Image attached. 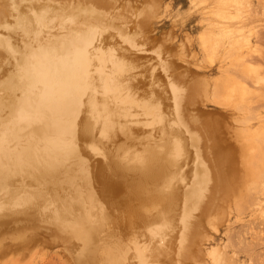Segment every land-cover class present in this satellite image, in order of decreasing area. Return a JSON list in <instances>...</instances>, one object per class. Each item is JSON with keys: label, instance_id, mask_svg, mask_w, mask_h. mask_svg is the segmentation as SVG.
I'll return each instance as SVG.
<instances>
[{"label": "bare ground", "instance_id": "1", "mask_svg": "<svg viewBox=\"0 0 264 264\" xmlns=\"http://www.w3.org/2000/svg\"><path fill=\"white\" fill-rule=\"evenodd\" d=\"M73 1L72 0H12V1L5 0L4 2L0 3V29L2 28L3 30L6 31L5 33H0V60H3V62L0 64L1 67H2V64H3V68L0 67V69L4 70V68H5L4 71H6L9 67L12 68V70L5 77H3L4 75L1 76L3 72L0 75V223L3 222V220L6 221V219H5L6 217H8V218L10 217V219H12V218L15 219L17 216L21 217V215H28L29 211L33 210L34 208H35V212H32V213H34L36 215V212L38 211L37 207H39V206H40V208L42 207V211L44 209L49 211V209H48L49 206H47L48 208L46 209V207H44V205H46V204H44V202H43V206L42 205L37 206V204H39V203L36 202V201L37 200H41V197H42L41 196V193H42L41 189L48 188V187L49 188L55 187L58 190V188H60V187H69L70 186L74 190V194L73 195H70L69 197H65V198L63 197L64 199H62L60 196H58V198H57V199H59V197H60L61 201H63L61 203V207H60V204L58 205V207L55 206L54 204L53 205L51 204V202L54 199L51 200V202L49 201V203L53 207V209H52L53 210V214H52L53 218H52V221H50L51 220L49 218L50 216L48 217L49 219L48 218L45 219L43 217L45 219V222H47V219H48L50 221V223H52V222L55 223L56 224L55 226L57 228H59L61 231H63L65 233V235H66V233L70 234V235H66V236L67 237L69 236L68 237L69 238V243L71 242L73 244L72 246L75 245L74 244L75 242L70 241V239H72V238H70V236L80 240V243H79V241L76 239L78 241L79 248L81 247V253H80L81 262L80 263H82V264H129V261H126V257H125V255L122 252L116 251L117 249L110 248V246H108V245H103L104 243L102 241V238L100 237V232H102V229H103V227H104V225H105V223L107 221L108 214L105 212L106 210L104 211L103 208L101 207L102 206L101 205L102 202L99 201L101 199H99L98 202H97L95 196L93 195V193L91 194L89 188H88L87 192H85L84 194H82L79 191L80 183L84 182L86 185H88L90 180H91V178H92V175H93V173H94V171L96 169L94 170L93 168H90V170H89V167L87 168L86 163L83 164V159L81 161L79 159L78 155H77V151H78L77 148H78V144L80 143L79 142V140H80L79 138H81L82 135L85 136L86 134L84 133V131H87L88 128L90 127L87 122H84V118H85V120H86V118H88V115H86L87 114L86 110H85L86 117H85V115H83V110H84L83 105L85 104V101H86V103L88 102L86 104V107L88 106L87 109H89V111L91 113V116L95 120L99 119V118L100 119L102 118V120L99 122V124L101 123L100 124L101 126L100 125H98V126H99V128L102 129L103 134H101V135L104 136V140L106 139L105 135H106L107 132H109V135H110L111 132L108 131V130L111 129L113 127L114 123H115V122L113 123V120L110 119V116L107 115V111L108 110L104 106V101H102L101 96H100V98H101V101L103 102V104H101V103L100 104L102 106L98 105L99 102L97 103V100H96L97 97L95 98V97H92L90 95H88L87 98L84 97V95L86 93L93 95L94 91H95V88L97 89V87L94 88V84L96 83L95 81L97 79H95V81H94V78H92V76L94 74L91 76L92 72L90 71V67H91V70L94 68V64H91V63L94 62L93 60L96 61V62H94L95 66H96V64L98 65V63H101V61H98L100 59H98L99 55H97V52L99 50L96 51L95 47L93 46L94 51H92L93 48L91 49L90 47L92 45H95L97 47L98 45L100 46V44H106V41L109 38H110L109 40H112L111 37L113 35L115 36L117 34V31H115V30L112 33H116V34H113V35L110 34L111 31H113V30H111L112 29L111 26H110L111 27V29H110L111 31L108 33V31H109L108 30L109 26H108L107 27L108 31L104 30V29L103 30L107 31L106 33L110 34L111 37L106 39V37H103L104 35L102 36V33H100V32H103V31L100 30V32H99L100 34L99 35H101V37H102L101 40L103 42H104V40H106V41L104 43H100L99 44L98 40H97L96 41L97 45L93 44L95 42V40H94L95 37H92V35L94 33V29L97 30L96 29L97 26L96 27H94V26L97 25L96 23L99 22V20H105V18L106 19L110 18V16H112L113 18H115V17L117 18L118 16H123L124 17L125 15H124V13H121V12H117V13L113 14L114 13V12H112L113 10L110 12L109 9H111V7H108L106 5L107 2L105 3L104 0H94V2H90V1L84 0L83 3L80 2L82 0H79V2H73ZM85 1H87V2L84 3ZM112 1L113 0H111V2ZM191 1L192 2L197 1V2H194V3H200V5L202 4L204 8H208L209 9L208 11H210V10L212 11L213 9H215L214 13H215L216 17H214L213 19L212 18H210V19H211V23H213L216 26V30L213 31L212 34L202 37V43H201L202 47L204 48L206 54L209 57H213L214 54L219 55V59H220L219 63L221 65V67H222V65H224L226 63L228 64V62H230V63L236 65L235 67L236 68L238 67L239 72L241 73L240 74L241 76H239V78H236L235 80L230 79V80H232V82H230V83L227 82L226 84H224V91L222 92L223 97L220 99L219 102H221V104L232 106V108L234 110L233 112L235 114H237V116H240L239 119H238V122L237 123L235 122L236 126H234V131L236 132V136L237 137H238V135H241L240 138H242L247 143V148H248L247 157H248L249 163L257 164V165L258 164H261V165L263 164V166H264V94H263V91H264V13L263 12L260 13V11L258 9L259 6L263 4L264 0H257L258 2L257 1L256 2H252L253 0H191ZM67 2H73L74 6H71V4H73V3H67ZM120 2H121V0H120ZM157 2H158V0H157ZM112 4H113V2H112ZM114 4H116V3H114ZM116 5L115 6L112 5V8L117 7ZM125 6H126V4H124V8L122 7L123 11H125ZM118 7H119V4H118ZM244 7H249V8H251V9H253L255 11V13L252 14V16H251L253 24L250 26V28H248V32H242L241 30L235 31V30L230 29V24H228V22L224 19V17H229V16L230 17H236L237 15L240 14L239 11L242 8H244ZM129 8L130 7L128 6V9H127L128 11L127 12L130 11ZM161 8H162V6H161ZM153 9H155V8H153ZM156 9H158V6L156 7ZM134 10H133V13H134ZM146 11H147V9H146ZM149 11H150V9H149ZM151 11H152V9H151ZM160 11H162V9ZM204 11H206V10H203V12ZM144 12H145V10H144ZM135 13H137L138 16H139L138 12H135ZM134 14H131V15L129 14V15L132 16ZM158 14H156V15H158ZM163 14L161 16L164 18L165 14H164V16H163ZM172 14H174V13H172ZM140 15L143 16V17L142 18L138 17V19L139 20L142 19V22H145L146 20L149 19V18L146 19V17H147L146 15H148V11L145 14L146 17H144V14L142 15V13ZM150 15L152 16L154 14H149L148 16L151 17ZM135 16H137V15H135ZM123 17H121V18H123ZM153 17L154 16H152V18ZM116 18H115V20H117ZM118 18H120V17H118ZM143 18L146 19V20L144 21ZM155 18H156V16H155ZM126 19L127 18H125L124 20H126ZM107 20H105V22H107ZM115 20L114 19L112 20V21H114L112 26L115 25L114 24L115 22L117 24V21H115ZM118 20L119 21H123L122 19L121 20L118 19ZM131 20H128V21H130L132 23L133 21H131ZM135 20H137V19H134V21ZM108 21L111 22V20H108ZM79 22L82 24V26L83 25L84 26L82 28L78 29L77 26L80 25ZM90 22H92V23H90ZM102 22H104V21H102ZM157 22H158V20H157ZM94 23H95V25L93 26L92 24H94ZM99 23H98V27H99ZM104 23H100V24L101 25L103 24V26H104ZM123 23H124L123 25H127V23L125 21ZM159 23H161L160 20H159ZM170 23H171V21L168 23V25ZM105 24L108 25L107 23H105ZM118 24L119 25H117V26L122 27V24L121 25H120V23H118ZM145 24L146 23H144V25ZM173 24H171V25L172 26L176 25V24L175 25H173ZM135 25H131V26H133V29H134ZM146 25H148V23ZM146 25H145V27H147ZM156 25H158V24H156ZM160 25L161 24H159L158 26L160 27ZM61 26L65 27V29H63ZM137 26L138 25H136V29H134V32L137 31ZM192 26H194V25H192ZM51 27H53L54 30H52ZM58 27H60V29L64 30L63 35L62 34H60V35L58 34V31H57ZM120 27H119V29H120ZM123 27H125V26H123ZM145 27H143V33H145V31H144ZM161 27H163V26H161ZM99 29H101V26L99 27ZM113 29H114V27H113ZM115 29H118V27H115ZM139 29H140V27H138V30ZM152 29H153V27H152ZM154 29H155V27H154ZM203 29H204V27H203ZM205 30L208 31L207 30V26H206ZM55 31H57V32H55ZM125 31L126 32L128 31V33H129L130 32L129 31V27H128V30L125 29ZM125 31L123 29V32H125ZM141 31H142V29H141ZM141 31H139V32H141ZM146 31H147V29H146ZM52 32H54V33H52ZM60 32L62 33V30ZM175 32H177V31H175ZM175 32L173 34H175ZM178 32H179V30H178ZM187 32H185V33H187ZM97 33L95 31V34H97ZM147 33H151V32L148 31L145 34H143V36L141 35L142 33H140V35L138 33V37H137V35H135L134 37H136L137 40H138L139 36H142L143 39L140 38L139 40H141V39L144 40V38L147 35ZM103 34H104V32H103ZM117 35H119V36H115V37H113V39L114 38L116 39V37L120 38L122 36V39L124 37V39H126V41H127V39L130 36L132 37L133 33L131 35V32H130V36H128L127 33H125V34L122 33L121 34V31H120V33L117 34ZM13 36L16 37V38L14 37L15 40H18L17 43H16V41L13 42V40H12V39H14ZM183 36H185V35H183ZM91 37H92V39L94 38L93 39V43L91 42L92 41ZM161 37H160V39H161ZM187 37H189V36H187ZM147 38L148 37H146V39ZM170 38H173V37H170ZM174 38H176V37L174 36ZM99 39H100V37H99ZM189 39L192 40V38H190V37H189ZM135 40L136 39H134L133 41H135ZM171 40H174V39H171ZM180 40H181V38H180ZM191 40H189V42ZM102 41H100V42H102ZM108 41H107V44H111L113 42V40H112L111 43H110V41L108 43ZM131 41L132 40L130 39L129 45H131V43H132ZM155 41H156V39H155ZM167 41H169V40H167ZM167 41H166V43H167ZM177 41L178 40L174 41V43L177 42ZM181 41H179L178 44H180ZM192 41H194V39ZM121 42L124 45L123 41H121ZM143 42H142V44H143ZM147 42L149 43L150 41H147ZM151 42H153V40H151ZM184 42H186V40ZM191 42H190V44H191ZM89 43H91L92 45L90 46ZM115 43H116L115 45L117 46L118 41L116 40ZM125 43H127V42H125ZM154 43H152V44H153V47L155 48V46L157 47L158 43L155 46H154ZM160 43L162 44L163 40H162V42L160 41ZM172 43H173V41H172ZM182 43H181V45H184ZM113 44H114V42L111 45H113ZM119 44H121V43H119ZM150 44H147V45L144 44V45L147 47ZM185 44L187 45V43H185ZM140 45H141V41H140ZM144 45H141V46H144ZM192 45L194 46L195 44H191V46ZM101 46L104 47L103 45H101ZM118 46H120V45H118ZM105 47L107 49H109V48L111 49V47H109V48H108V46H105ZM125 47L127 48V46H125ZM133 47L130 48V49H133ZM153 47L151 46V50L152 51H154ZM123 48L124 47H122V49ZM140 48L138 50H140ZM158 48L159 47H157V49ZM193 48H191V49L193 50ZM103 49H102V51H104V53H105V50H103ZM113 49L114 50H110V51H115L114 47H113ZM118 49L122 52L121 53L119 51L120 54L123 55V53H124L123 51H125L126 55L127 54L129 55V53H127V50H123L122 51L121 47L120 48H116V52L118 51ZM127 49H129V48H127ZM130 49H129V51H131ZM145 49L146 48H143V47L141 48V50H145ZM183 49L185 51V47ZM183 49H182V51H183ZM177 50H175V51H177ZM187 50L189 51V49H187ZM108 51L109 50H107L106 52L108 53ZM134 51H135V49H134ZM134 51H131V52H134ZM175 51H173V53ZM182 51L180 49V52H182ZM184 51L182 53H184V55L187 54ZM142 52H144V51H142ZM158 52H160V51H158ZM165 52H166V50H165ZM125 53H124V56H125ZM134 53H136V52H134ZM189 53H191V52H189ZM109 54H111V52H109ZM113 54H115V53H113ZM113 54H111V55H113ZM167 54H168V52H167ZM170 54H171V52H170ZM118 55L115 54V56L113 58H112V56L110 58V55L108 56V54H105V56H108L110 59H112V60L115 59L116 62H119V61H117V58H116ZM131 55L133 56V54H131ZM101 56H102V54H101ZM135 56H133V57L135 58ZM160 56H162V55H160ZM172 56L175 57L177 55L173 54L170 57L172 58ZM182 56L183 55H181V57ZM189 56H190V54H189ZM119 57H121V59H122L121 55H119ZM126 57L127 56H125L124 59H126ZM185 57H186V55H185ZM195 57H198V56H195ZM129 58H131V57H129ZM134 58L130 59L129 62L130 63L131 62H135V61H131V60H137L138 58H139L138 59L139 61L142 60L139 55H138V58L136 57L137 59L136 58L134 59ZM145 58L146 57H144V59ZM103 59H105V58H103ZM121 59H119V60H121ZM148 59H149V61H151V64H152L151 67H153L151 69V71H150V68L148 66L150 64V63L148 64L149 61H147V63H146V65L148 64L147 65L148 69H147V66L145 65L146 72H145V68H144V70H142L143 67H144L143 60H142V63H141V61L139 62L137 60V62L142 64V67L139 64L141 68L135 62V64H137L136 66H138L139 69L136 68L137 71H136V74L134 76H137L138 75L137 73L139 72V75H138L139 77H136V78H139L140 81L141 80L143 81L146 78L147 74L150 77L151 74L149 75V72H151V73L153 72V69H154V66H153V63H152L153 60H151L150 58H148ZM165 59H166V57H164L163 61ZM191 59H193V58H191ZM201 59H202V56H201ZM216 59L218 60V58H216ZM109 60H108V62H109ZM160 60H162V59H160ZM169 60L170 59H168V61ZM172 60H174V59L172 58ZM181 60H183V58H181ZM115 61L113 62V64L112 63L107 64L108 68H110L109 66H111L110 70H108V68L102 70L100 65L96 66L97 68L95 67L92 70V71H95V73L97 74L96 77L98 78V81H99L98 84L100 85L99 87H101V90L104 93V95H105V93H109L110 89L113 92L115 84L119 82V80L117 81V77H118L117 75L119 73V69H121V66L114 64ZM125 61L123 60L122 62H125ZM186 61H187V58H186ZM211 61L213 62V59ZM106 63H107V59H106ZM120 63H121V61H120ZM155 64L156 63H154V65ZM158 64H159V62H158ZM170 64H171V62H170ZM191 64H192V62H190V65ZM91 65L93 66V68H92ZM128 65H130V64L127 63V62H125V65L123 64V66H126V68H127ZM132 65H134V64L131 63L130 67H132ZM198 65H199V63H198ZM202 66H204V65H202ZM162 67H164V69H165V62H164V66L160 67L161 70H162ZM175 67H178V65L175 66ZM175 67H174V69H176ZM103 68H105V67L103 66ZM158 68L156 66L157 72H158ZM167 68H168V66H167ZM167 68H166V71H167ZM128 69L131 70L133 68H129V66H128ZM140 69H141L143 78H144L143 74L145 72V78L144 79L142 78V76L140 77L141 74H140V71H138ZM180 69H181V67H180ZM183 69H182V71H183ZM176 70H178V69H176ZM226 70H227V68H226ZM123 71H125V68L123 69ZM123 71H122V74H123ZM179 71H181V70H179ZM126 72L127 71H125L124 73H125V76L127 77ZM4 73L6 74L7 71L4 72ZM127 73H128V80H129V74L130 73L129 72H127ZM133 73L130 74V75H133ZM162 73L165 74V72L161 71V76H162ZM167 75H168V73H167ZM222 75H224V74H222ZM233 75H235V73H233ZM134 76H132V78ZM148 76H147L146 79H149ZM163 76L165 77V75H163ZM163 76L162 77L155 76V78L156 77L163 78ZM237 76H238V74H237ZM10 77H12V78L10 79ZM119 77L122 78V76H120V75H119ZM126 77H124V78H126ZM230 77H232V76H230ZM156 79H153L151 82H153L155 84V80ZM227 79H228V77H227ZM164 80L166 81V83L168 81H170V79L167 80L166 77H165ZM222 80L223 79H221V82H224ZM93 81H94V84H93ZM120 81H122V79ZM137 81L138 80H136L135 83H134L133 79L131 80L132 84L133 83L135 84V88H137V86H138V90H139L140 89L139 85H141L146 91L148 90V87L145 88L146 84L143 86V84H141L140 81H138V82ZM131 82H129V84H127L125 82L126 84L124 85V91H125V86L126 85L129 86L131 84ZM121 83H123V82H121ZM136 83L137 84L139 83V85H136ZM147 83H149V82H147ZM156 85H157V83H156ZM170 85L172 86V82H171ZM218 85H220V84H218ZM152 86H153V84H152ZM152 86H151V89L152 88L154 89V87H152ZM158 86H160V85H157V88H159ZM164 86L168 87V84H166V85L164 84ZM173 86H174V84H173ZM215 86H217V85H215ZM133 87H134V85H133ZM149 87H150V85H149ZM167 87H166V89H167ZM93 88H94V90H93ZM121 89L123 90V87H121ZM127 89H128V87H127ZM159 89L161 91V88H159ZM219 89L220 88H218V90ZM98 90H97V93H99ZM122 90H120L121 91L120 95L122 94ZM132 90H133V88H132ZM140 90L141 91H139V92H141V95H142L143 91H142V89H140ZM145 90H144V93H145ZM172 90H174V93H175L174 95H179V91H176L175 87L171 89V92L167 91L168 95L167 94L166 95L169 96V93H172ZM216 90H217V87H216ZM130 91L131 90H129V92ZM118 92H119V89H118ZM147 92H149V91H147ZM152 92L154 94V90H152ZM155 92H157V89H155ZM111 93H109V94H111ZM116 93H117V91H116ZM162 93H163V91H162ZM159 94H160V92L157 93V95H159ZM187 94H189V93L187 92ZM218 94L220 95L219 92H218ZM99 95L100 94H98V97H99ZM101 95H103V94H101ZM113 95H114V93H113ZM136 95L138 96V94H136ZM157 95H156V98H158ZM143 96L144 97L147 96V93H145V95H143ZM192 96H195V95H192ZM169 97L171 98L172 94ZM169 97H166V99H168ZM174 97H172L173 100H174ZM176 97L178 98V96H176ZM133 98L134 99L137 98L135 96V94H134ZM161 98L165 99V96L164 97L161 96L160 100H161ZM186 98H189V95H188V97L186 96ZM164 99L161 100V101H163L164 105H165V103H168V105H169V103H171V99L167 100V102H165ZM178 99L182 103L183 95H179ZM178 99H177V101H178ZM217 99H218V97H217ZM103 100H104V98H103ZM160 100L156 99L157 102L160 101ZM173 100H172L171 108L174 109L173 105H175L176 103L179 104V102L176 101V103H175L176 99L174 100V102H173ZM117 101H118V98H117ZM111 102H112V99H111ZM119 102H120V100H119ZM140 102H141V100H140ZM115 103H116V101H115ZM173 103H175V104H173ZM107 105L108 104H106V106ZM119 105H120V108H121L122 107L121 104H119ZM168 105H167V107L164 106L165 108L164 107L163 108L164 109L169 108V110H170L171 108H170V106L168 107ZM180 105L181 104L177 105V106H179V109H181ZM133 106H134V104L131 105V107H133ZM161 106H160L159 109H161ZM109 107L112 108L110 105H109ZM123 107H124V104H123ZM129 107H130V105H129ZM136 107L134 108V111H135ZM28 108H35L34 112L28 111L29 110ZM126 109L128 110V107ZM173 109H172V111H173ZM177 109L178 108L175 106L174 110L176 111ZM183 109H184V107H183ZM228 110H229V108H228ZM130 111L132 112L133 110H130ZM139 111H140V109L138 110V112ZM164 111H167V110H163V112ZM182 111H183V114H184V110H182ZM229 111H231V110H229ZM118 112H119V110H118ZM142 112H144V110ZM142 112H139V114H141ZM163 112H161V114ZM168 112H167L166 116H168ZM179 112L182 113L179 110L178 113L175 114V118H176V115L179 114ZM110 113H111V111H110ZM127 113H128V111H127ZM170 113H171V111H170ZM112 114H114V112ZM129 114H130V112H129ZM120 116H122V115H120ZM120 116H119V118H121ZM172 116L174 117V115H171L170 117H172ZM237 116H236V118H237ZM131 117H130V119L133 118V117L132 118ZM150 117H151V115H150ZM160 117L161 116H159V118ZM233 117H234V115L231 117L232 120L233 121L234 120L237 121L236 118L234 117L235 118L234 119ZM89 118H90V120H94L93 118L91 119V117H89ZM139 118H140V116H139ZM183 118L184 117H182L181 120H180L179 117H178V119L181 122L180 124L183 125L185 133H186V131L189 132V130L191 129V126L187 122H185L186 120L183 119ZM134 119H132L133 121L130 122L131 120H129L127 118V120H129V123L130 124L132 123V125H133V122L139 120L138 118H136L135 121H134ZM154 119H156V117ZM166 119H167V117H166ZM161 120H162V118H161ZM87 121H88V119H87ZM96 123H97V121L95 122V124ZM127 123H128V121H127ZM143 123H142V126L139 127V131H142V132H143V130H142L141 127H143ZM205 123H206V121L203 124L201 123V127L200 126L199 127L200 128L203 127V128H205V130H207L208 127L213 125L211 123L212 125L207 126V129H206V127H204ZM218 123H219V121H218ZM218 123L216 122V124L215 123L214 124L217 126ZM226 123L227 122H225V127L228 124L230 125V123H227V124ZM135 124L137 125V128L134 127ZM135 124L133 125V127L135 129H137V130H135L134 133H136V131H138V125H140L141 122H140V124L139 123L137 124L135 122ZM220 124L221 123H219V128L220 127H224V126H222V125H224L223 123H222L221 126H220ZM233 125L228 126V127L230 128ZM94 126H93V128H94ZM98 126H97V128H98ZM121 126H123V125H120L119 128H121ZM152 127H153V125H152ZM213 127H215V126H213ZM213 127H211V128H213ZM228 127H226V128H228ZM140 128H141V130H140ZM166 128H167V126H166ZM200 128H199V133H202V135H203L204 133L200 132V130H201ZM203 128H202V131H205V130H203ZM219 128L215 127L214 131H216L215 129H217L218 133H219V131H220ZM98 129L97 130L95 129L94 131L96 132V131H98ZM117 129L118 128L116 127V130ZM153 129H155V127H153ZM153 129H152V131L154 132ZM145 130H147V129H145V127H144V132H145ZM158 131H160V130H157V133H158ZM191 131L192 130H190V134H191ZM214 131H212V132H214ZM223 131L225 132L226 130L223 129ZM228 131H229L228 134H230V131H232V129L230 128V129H228ZM148 132H149V134L151 133L150 129H148ZM205 132L207 134H209L208 131H205ZM212 132H210V133L212 134ZM237 132L239 133L238 135H237ZM112 133H111V135H113ZM119 133H120V131L118 130L117 138H116V135L114 137V138H116V141L118 139ZM124 133H125V131H124ZM128 133H130V130H129ZM131 133H133V132H131ZM147 133H145V134H147ZM182 133L185 134L184 132H182ZM220 133H221V131H220ZM220 133H219V135H220ZM121 134H123V133H121ZM149 134H147V135L149 136ZM156 134L153 135L151 133L150 135H152V136L156 137V139H158L157 138L158 136ZM183 134H182V136H183ZM187 134H185V137L187 136ZM213 134H212V136L209 135L210 138L213 137ZM224 134L226 135L227 133H224ZM98 135H99V137H97L96 139L101 138L100 134H98ZM137 135H135V138H136ZM139 135H141V132H139ZM147 135H145V137H146L145 139H147ZM165 135H166V133H165ZM168 135H169V133H168ZM204 135H203V138H204ZM225 135L222 136V133H221L220 136L222 138L223 137L225 138ZM232 135L234 136L235 134H232ZM95 136H97V132L92 137L93 141H95L94 140ZM125 136H127V135H125ZM197 136L199 137V134L198 135L197 134L194 135V133H193V135L191 137L192 141L196 142L199 145V148H197L199 150V152L196 154V164H195L196 165V169L194 171V176L190 177V178H193V180L187 185V187H185V194L183 195L184 196L183 197V206H182V210H181V214H180L181 218L179 220V222H180L179 226L181 228L178 229V231H179V233L181 231V236H182V239H183L182 243H180L181 247L183 246V244L185 242L187 243L188 239L190 238V236L193 233L192 231L195 232V230H196V228L194 230L195 223H198L197 225H199V221L200 220L198 221L197 217L200 214H197L198 215L196 217L197 220H196V218L193 217V214H195L194 212L200 213V212H197V209L199 210L200 207H203L202 205H203V202L205 201V199L208 201L211 198L210 195L213 193L214 185H215V182H216L215 181L216 175L214 176L213 170H217V168L213 169L212 158H210V160H208L209 157L207 158V156H206L207 154H206L205 149H204L205 147L202 146L204 142L200 139L202 144H199ZM106 137H108V134L106 135ZM161 137H164V135L162 136V132H161L160 138ZM215 137H217V139H218V135L215 136ZM199 138H201V137H199ZM222 138H221V140L218 139V140H220L219 142H221L223 140ZM230 138L232 139V136H230ZM85 139L87 140L88 137L87 138L85 137L84 140ZM188 139H187V141H188ZM191 139H190V141H191ZM213 139H211V140H213ZM217 139H215V141L213 143H216V141L218 142ZM228 139H229V137L227 138V141H228ZM231 139H229L230 142H232ZM234 139H235V141L238 140V138H235V137H234ZM106 140H107V142H110L109 139H106ZM124 140H123V142H124ZM138 140H140V139L138 138ZM147 140L149 141V139H147ZM203 140L206 142V137ZM225 140L226 139H224L223 141H225ZM118 141L121 143L120 140H118ZM131 141H132V139H131ZM134 141H137V138ZM151 141L152 140H150L149 142H151ZM235 141H233V142H235ZM86 142H89V140L86 141ZM95 142H97V140ZM163 142H164V140H163ZM82 143H85V142L82 141ZM90 143H92V142H90ZM99 144H100V142H99ZM140 144H137V145L140 146ZM222 144L224 146L223 142H222ZM236 144H237V142H236ZM101 145H103V143ZM105 145H106V143H105ZM130 145H131V143H130ZM166 145L168 146V142H167ZM215 145L213 144L212 146H215ZM238 145L239 144H237V146ZM94 146L95 145L92 144V149H96L95 148L96 146L95 147ZM139 146H137V147H139ZM142 146H143V144H142ZM142 146H140V147L142 148ZM207 146H206V149H207ZM212 146H210V147H212ZM103 147H104V145H103ZM112 147L114 148V143H113ZM134 147H136V146H134ZM128 148H129V146H128ZM183 148H184V146H183L182 142H180V143L176 142L175 143V147H174V151H173L174 155L175 156L182 155L183 154ZM229 148H230V150L231 149L237 150L236 148H233V147L231 148L230 145H229ZM87 149L88 150L90 149L89 146H88ZM193 149H194V147H193ZM209 149L210 148H208L206 151L208 152ZM104 150H105V148H104ZM122 150H124V149H122ZM126 150H127V148H126ZM129 150H130V148H129ZM132 150H133V147H132ZM230 150H229V153H230ZM94 151H92V152L94 153ZM97 151H99V150H97ZM107 151H109V149H107ZM85 152H87V150ZM110 152H111V147H110ZM191 152H192V161H194L193 160V157H194L193 156V152H194V150H191ZM221 152H218V150H217L219 158H220L219 153L221 154ZM223 152H225L224 149H223ZM89 153L90 152H88L87 155L90 158L91 155L89 156ZM127 153L128 152H126V155H127ZM234 153H238V155H239V152H234L233 151V154ZM98 154L100 156L101 152L98 153ZM98 154L96 153V157L98 156ZM118 155H120V154L118 153ZM227 155L229 156V161H233V160H231V158H233V157H234L233 159L236 160L235 159L237 157L236 155L231 157L232 156V151L230 153L231 156L229 154H227ZM105 156H106V154H105ZM190 156H191V153H190ZM223 156H221L222 160L221 159L218 160V158H214V160L217 159V161H218V162L216 160L214 161L216 166H217L218 163H220V161H221V163L223 162L222 166H225L224 165L225 161H223ZM93 157H94V155H93ZM101 157H102V154H101ZM101 157H100V160L102 161L103 158L101 159ZM128 158H126V157L122 158V157H118V156H110V158H105L106 160L103 159L105 161L108 160L107 162L104 163V168H105V166L109 168V170H107L108 177L110 175L111 179H112V180L111 179L109 180V178L106 177L107 174H105V179L107 181L108 188L110 190H112L113 192L117 191L115 194H117L118 191L121 192L120 190H122V191L124 190L125 193H124L123 197H125V198H127V195L128 196L130 195V197L132 196L133 198L140 197V195L142 194V191H144V188L147 187L149 183H151V182L154 183L155 180L161 174L166 172L167 164H172L174 162V160H175V158L165 157L164 154L157 152V150L152 145L144 147L140 154H138L137 156L135 155L133 157V160H128ZM131 158H132V156H131ZM189 160H191V159H189ZM87 162H88V164L91 167V165H92V163H90L91 161H89V159H88ZM94 163H95V159H94ZM94 163H93V165H94ZM187 163H188V160H187ZM189 163H190V161H189ZM102 164H103L102 162H101V165L99 164L101 166V168L103 167ZM192 164L193 163L191 162V164H190L191 168L193 166ZM186 166L189 167V164L186 165ZM227 166H228V163H227ZM183 167H184V164H183ZM257 167H259V166H257ZM263 168L264 167H261V168H259V170H261ZM186 169H187V171L189 170L188 168H186ZM218 171H219V169H218ZM252 171L254 172L256 177H259V181L264 180V178L262 176L260 177L258 175L259 171L257 170V168L256 169L253 168ZM101 172H102V170H101ZM184 172H186V170ZM191 174H192V172H191ZM185 176H186V173H185ZM188 176H190V175H188ZM214 177H215V179H214ZM188 179L189 178H187V180ZM256 180H257V178H256ZM93 183H94V181H93ZM187 183H188V181H187ZM85 184H84V186H85ZM28 185H35L38 188V191H36L34 189L32 190V188H30L31 189L30 191H24V189H26L28 187ZM101 185L103 186V184H101ZM85 187L87 188V186H85ZM97 187H98V185H96V187H94L96 192H97V194H99L100 192L103 193V191H100L98 193V191H97L98 188ZM101 189L103 190V188H101ZM110 190H108L109 194H110ZM53 191H54V188H53ZM149 191L151 192V194H153V190L150 189ZM93 192H94V190H93ZM105 192L106 191L104 190V193ZM113 192H112V194H113ZM154 192H155L156 195L163 196V198L165 200L171 199L172 193H173V191L169 193L167 191L165 192V191H161L159 189L154 190ZM115 194H113L112 197ZM63 196H64V194H63ZM106 196H107V194L105 193V197ZM115 197H116V195H115ZM118 197H120V196H118ZM208 197H209V199H207ZM212 197H213V194H212ZM99 198H100V196H99ZM101 198L103 199V196ZM48 199H50V194L48 196ZM48 199H46V200H48ZM106 199H108V196H107ZM116 199H117V197H116ZM116 199H113V201L115 202ZM46 200H45V202H46ZM108 200L110 201V198ZM117 200H119V199H117ZM121 200H122V198H121ZM121 200L117 201V202H121ZM3 201L7 202L6 204L9 205V209H6L7 206L5 205V202H3ZM102 201H104V200H102ZM109 201H107V203ZM135 201L138 203L136 198H135ZM135 201H134V204H135ZM8 202L11 203V204H8ZM94 202L99 203L98 204L99 206L98 207L95 206ZM49 203H48V205H49ZM107 203L105 202V204H107ZM180 203H181V201H180ZM85 204L86 205L88 204L89 208L87 206V209H86L85 206H84ZM102 204H104V202ZM109 204H110V202H109ZM120 204L122 205V203H120ZM11 205H13L12 206L13 209L10 208ZM15 205H17L18 208ZM180 205H179V209H177L178 211H180V209H181ZM205 205L207 207L206 210L209 211L208 208L211 207V204H210L209 207H208L207 203ZM54 206H55V208H54ZM110 206H112V205L110 204ZM110 206L109 205L107 206V210L111 211L112 208ZM100 207L102 208V210L99 209ZM108 207H110V209H108ZM206 207L204 206V208H206ZM213 208L216 209L214 204H213V207L211 209H213ZM121 210H122V207H121ZM50 211H51V209H50ZM124 211H125V208H123L122 212L124 213ZM204 211H205V209H204ZM204 211L202 210L201 214H203ZM38 213H39V211H38ZM205 213H206V211H205ZM116 214H117V212H116ZM30 215H31V212H30L29 216ZM172 215H173V213H172ZM176 215H178V214H176ZM176 215L174 214V216H176ZM123 216H125V215L123 214L122 217ZM194 216H196V215H194ZM33 217H35V216H33ZM36 217H37V215H36ZM38 218L39 217H37V219L36 218H34V219L38 221ZM41 218H42V216L40 217L39 222H41ZM10 219H9L8 222H12L13 221V220L11 221ZM44 219H42L43 223H44ZM31 220H32V218H31ZM138 220H139V218H138ZM8 222H6V223L8 224ZM212 222H215V220L212 221ZM162 223H164V222H162ZM201 223H203V222L201 221L200 225H201ZM122 224H124V223H122ZM171 224H172V222H171ZM177 224H179V223H177ZM218 224L219 223L217 222V229H218V227L220 226L221 223L219 224V226H218ZM55 226H53V227H55ZM20 227H22V226H20ZM56 227H55V229H56ZM137 227L138 226H136V228ZM143 227H144V225L142 226V228ZM173 227H175V228H172L171 225H170L169 229H175L176 230V226L174 225ZM118 228H119V226H118ZM123 228H125V226ZM142 228H139V230L141 232H142ZM212 228H213V226H212ZM9 229H11V227ZM12 229H16V226L14 228H12ZM25 229H27V227ZM131 229H132V227H131ZM143 229L145 230L147 228H143ZM1 230H2V227H1ZM122 230L121 231L119 230V231L122 232ZM128 231H126V229H125L124 232L127 233ZM130 231H132V230H130ZM134 231L135 230L133 229V232ZM198 231H200V230H198ZM25 232H24V234H25ZM120 232H119V234H120ZM200 232H199V234H200ZM6 233L7 232L5 231V234ZM147 233H148V231H147ZM9 234H10V231H9ZM31 234H30V236H31ZM50 234H51V232H50ZM57 234L58 233L56 232L54 235L56 236ZM127 234H129V233H127ZM145 234H146V232H145ZM58 235H60V234H58ZM131 235H133L132 236V238H133L134 234H131ZM152 235H153V233H152ZM13 236H14V234H13ZM28 236H29V234H28ZM123 236H124V233H123L122 237ZM192 236H191V238H192ZM5 238H6V236L4 237V239ZM25 238H26V236H25ZM25 238H23V239H25ZM63 238H62V240L59 238L60 239L59 243L61 244V242H63V246H64V240L65 239L63 240ZM134 238H136V237H134ZM145 238L147 239V243H148V236H145ZM152 238H151V240H152ZM155 238H156V240H158L157 237H154V239ZM170 238H172L171 240H173V237H171V235H170ZM191 238L189 239V241L191 240ZM21 239H22V236L20 237L19 240L21 241ZM57 239L58 238H56V241H57ZM139 239H141V238H138V240ZM143 239H144V237H143ZM146 239H144V240L146 241ZM1 240H2V237H1ZM13 240H14V238H13ZM171 240H170V244L172 243ZM178 240L179 239H177V241ZM20 241L18 243H20ZM130 241H132L131 238H130ZM153 241L154 240H152L151 242L153 243ZM4 242L6 244H4ZM8 242H9V240H8ZM8 242L6 240V241L0 242V244L3 243L1 245L5 246V245H7ZM48 242L51 245L53 244L50 241H48ZM67 242H66V246H64V247H67ZM123 242L125 243L124 240H123ZM135 242L137 243V241H135ZM27 243H29L28 240H27ZM56 243H58V241ZM128 243H130V242L128 241ZM132 243H133V241L130 243L131 246L128 244V246L131 247V248H132ZM152 243H150V244L152 245ZM80 244H81V246H80ZM157 244H156V241H155V245H152V246L153 247L155 246L156 248L155 249L152 248L151 250H150V248H151L150 245H149L148 248H147L146 245L145 246H146V249H148V251L150 250L149 252H153L154 253L156 251V249L159 248V247L157 248V246H156ZM166 244H168V241L166 242ZM166 244H163V245H166ZM174 244H175L176 250L178 251L179 247H177L178 245H176V243H173L171 245L172 247L169 246L170 249H173ZM30 245H31V243H30ZM55 245L57 246V244H55ZM141 245H142V243H141ZM72 246H71V248H72ZM126 246L123 247V248H126ZM49 247L51 248L50 245H49ZM61 247H62V244H61ZM45 248H46V245H45ZM162 248H161V252H162ZM186 248H187V246H186ZM30 249L32 250V248H30ZM42 249H43V247H42ZM42 249H41V251H42ZM67 249H68V247H67ZM130 249H128V250H130ZM170 249H169V253H171ZM183 249H185V247H183ZM183 249H182L181 253H182V255L186 256V252L188 250L185 249L186 252L184 253ZM176 250L174 252H172V254H170V257L172 255L176 257V254H177ZM4 251L2 250V254H3ZM19 251H20V249H19ZM43 251H44V249H43ZM54 251H52V252H54ZM148 251L144 250V252H146V254L149 253ZM62 252L63 251L61 250V253ZM75 253H76V251H75ZM178 253H179V251H178ZM146 254H145V256H147ZM159 254H160V252H159ZM159 254L156 253L155 255L157 256ZM63 255H64V253H63ZM134 255H135V252H134ZM155 255L152 256V253H151L149 259L151 261V258L154 257L153 260L156 263H158L159 260H158V258ZM182 255L180 254L181 258H182ZM194 255L196 256L195 253H194ZM194 255H192V256H194ZM226 255L227 254L225 253V257L227 258ZM28 256H29V254H28ZM67 256L68 255H66V259H65L66 260V264L70 263V261L68 262ZM126 256L128 258V254ZM162 256H164V255H162ZM185 256L183 257V259L185 258ZM33 257H35V256L33 255ZM42 257H43V255H42ZM130 257H131V254H130L129 258ZM188 257H190V255ZM221 257H222V255H221ZM22 258L20 259V262L22 261ZM132 258H133V256H132ZM156 258H157L158 262L156 261ZM164 258L166 259V257H164ZM172 258L173 257H171L170 260L166 259V260H164V262H163V260H161L160 263L161 264H163V263L165 264V261L168 260V261H170V264H175V262H178L177 259L178 260L180 259V257L178 258V256H177V259L174 258L175 262H174V259H173V262H171ZM130 260H131V258H130ZM139 260L140 259H137L136 261L135 260L134 261H135V263H137V261L139 262ZM63 262L64 261H62L61 264H63ZM142 262H143V260H141V263ZM141 263H139V264H141ZM147 263H148V261L146 259V263L143 262L142 264H147ZM183 263H185L184 260H183ZM75 264H76V262H75ZM130 264H133V263L131 262ZM180 264H182V261H181ZM205 264H207V261H206Z\"/></svg>", "mask_w": 264, "mask_h": 264}, {"label": "rangeland", "instance_id": "2", "mask_svg": "<svg viewBox=\"0 0 264 264\" xmlns=\"http://www.w3.org/2000/svg\"><path fill=\"white\" fill-rule=\"evenodd\" d=\"M4 1L5 0H0V3L1 2H4ZM9 1H12V0H9ZM83 1L84 0H82L80 2L83 3ZM87 1L94 2V0H87ZM87 1H85L84 3H86ZM104 1H105V3L107 2L106 5L108 7H111V9H109L110 12L113 10L112 11V12H114L113 14H115L117 12L124 13V15H125L124 17L127 18L128 20H131L132 19L131 21H133V22L131 23L127 19L124 20L125 18L123 16H118L120 18H118V17L116 18L115 17L117 20H115V18H113L112 16H110V18H107V19L108 20H111V22H109L106 18H105V20H107V22H105V20H99V22L101 21L100 23H104L105 22L108 25H106L104 23V26H103V24L101 25L99 22L96 23L97 25H95V23L92 24L93 26L95 25L94 27L97 26L96 27L97 30L94 29V33H93L94 36L92 35V37H95V39L93 38L95 40V42L98 40V43L99 44L100 43H104L106 40H104V42H103L101 40L102 37L99 34L102 33V36L104 35L103 37H106V39H107V38L111 37V35L116 34V33H112V32H114V30L117 31V34H119L120 31H121V34L122 33H124V34L127 33L128 36H130V32H131V35H132V33H133V35H132V37L130 36L131 38L129 37L128 38L129 40L127 39V41H126V39H124V37L122 39V36L121 35H120L121 36L120 38L119 37L118 38L116 37V39L115 38L113 39V37L119 36L117 34L115 36L113 35L111 37L112 40H113V42H114L113 45H111L113 42H112V40H109L110 38L108 40L110 41V43L111 42L112 43L111 44H107V41H108L107 40L106 41V44L107 45L106 44H100V46L98 45L96 47L95 45H92L91 43H89L90 46L92 45L90 47L91 49L94 46L96 51L99 50L97 52V55H99L98 59H100V60H98V61H101L102 64L101 63H98V65L96 64V66H99L100 65L101 68H102V70L108 68L107 64H109V63H112L113 64V62L115 61V59H113V60L110 59L111 56H112V58L115 56V54H117V55L119 54V55L122 56V59H121V57H119V55H118L116 58H117V61H119V62H116L115 61V63H114L116 65L121 66V69L122 70L119 69V73L117 75L118 76L117 77V81L119 80V82L115 84V87L113 89V92H112L111 89H110V92H109V93L112 92L111 94L105 93V95H104V93L102 92L101 87H99L100 85L98 84L99 83L98 78L96 77L97 74L95 73V71H92L96 67L95 66V63H94L96 61L93 60L94 62L92 61L93 63H91V64H94V68L91 65L93 69L91 70V67H90V71L92 72V73L91 72L90 73H91V76L94 74L92 76V78H94V81H95V79H97L95 81L96 82L95 84H94V81H93L94 88L97 87V89L95 88V91H96V92L94 91V94L95 95L94 94L91 95V94H88V93H86L84 95L85 98H87L88 95H90L92 97H95V98L97 97L98 99L96 98V100H97V103L99 102L98 105L103 104L102 101H104V106L109 111V112L107 111V115L110 116V119L113 120V123L115 122L114 123L115 126L113 125V127L108 130L111 133L113 132L112 133L113 135H111V133L109 135V132L106 133V135L108 134V137H106V135H105V138L106 139H109V141L111 143L110 142H107L106 139L104 140V136L101 135V134H103V132H102V129L99 128L98 125L101 124V123L99 124V122L102 120V118L101 119L99 118L100 120L99 119H96L95 120L91 116V113H90L89 109H87L88 106L86 107V104L88 102L86 103V101H85V104L83 105V108H84L83 115L86 114V112H85V110H86L87 111V114L86 115H88V118H86V120L84 118V122H87L90 127L88 128L87 131H84V133L86 135L85 136L82 135L81 138H79L80 139L79 140L80 143L78 144V148H77V150H78L77 151V155H78V157H79V159L81 161L83 159V164L86 163V166H87V168L89 167V170H90V168H93L94 170L96 169L94 171V173L92 175V178H91V180H90V182H89L88 185H86L84 182L83 183H80V185H79V191L82 194H84L85 192H87V190L89 188L91 194L93 193V195L95 196L97 202H98L99 199H101V200H99L100 202H102V203L104 202V204L101 203V205H102L101 207L103 208L104 211L106 210L105 212L108 214V216H107L108 218H107V221H106V223H105V225H104V227L102 229V232H100V237L102 238V241L104 243L103 245H108V246H110V248H115V249H117L116 251L122 252L125 255V257H126V261H129V264L131 262L133 264H139V263H141V260H143V262L146 263V259L148 261L147 264H161L160 263L161 260H163V262H164V260H166V259H169L170 260V258L173 257L172 260H171V262H173V259L174 258L177 259V256H178V258L180 257V259L179 260L177 259L178 262H175V259H174L175 264H177V263L180 264L181 261H182V264H205L206 261H207V264H212V263L213 264H264V180L259 181V177H256V175L252 171L253 168L254 169L257 168V170L260 172V173L258 172V175L260 177L262 176L264 178V168L261 169V170H259V168L264 167V166H263V164L262 165L261 164H258L257 165V164H251V163H249V160H248V157H247V155H248L247 143L242 138H240L241 135H238L239 134L238 132H237V135H238V137H237L236 136V132L234 131V126H236V123L238 122V119H239L240 116H237V114H235L233 112L234 110H233L232 106L225 105V104H221V102H219L220 99L223 97L222 92L224 91V84H226L227 82L230 83V82H232V80H235L236 78H239V76H241L240 75L241 73L239 72L238 67L236 68L235 67L236 65H234V64H232L230 62H228V64L226 63V64L222 65V67H221V65L219 63V60H220L219 59V55L214 54L213 57H209L206 54V52H205V50H204V48L202 47V44H201L202 43V37L203 36L210 35V34L213 33V31L216 30V26L213 23H211V19H210V18L213 19L214 17H216V15L214 13L215 9H213L212 11L211 10L208 11L209 9L208 8H204L202 4L200 5V3H194V2H197V1L192 2L191 0H158V2H157V0H124L125 2L123 0H121V2H120V0H113L112 1L113 4H112L111 0L110 1L109 0H104ZM256 1L257 0H253L252 2H256ZM73 2H79V0H76V1L74 0ZM73 2H67V3H73ZM114 3H116V4L118 3L120 8L118 7V4L116 5ZM124 4H126V6H127V7L125 6V11H123V9H122V7L124 8ZM112 5H114V6L116 5L117 7H114L115 8L114 9V8H112ZM71 6H74V3L71 4ZM128 6L130 7L129 10L131 12L130 11L127 12L128 11L127 10L128 9ZM157 6H158V9H156ZM161 6H162V8H161ZM153 8H155V9H153ZM146 9L148 11V15L149 14H154V15H152V16H154L153 18H152L151 15H150L151 17H149L148 15H146L147 17L145 16V14L147 13ZM149 9H150V11H149ZM151 9H152V11H151ZM161 9H162V11H160ZM258 9H259L260 13L261 12L264 13V2H263L262 5L259 6ZM133 10H134V13L135 12H138L139 13V16H138L137 13L134 14L133 13ZM144 10H145V12H144ZM203 10H206V11L203 12ZM141 13H142V15L144 14V17H146V19H148V18L149 19L146 20V19L143 18L144 21L146 20L145 22H142V19L139 20L138 17H140V18L143 17V16L140 15ZM163 13L165 14V16H164ZM172 13H174V14H172ZM239 13L240 14L237 15L236 17H230L229 16V17H224V19L228 22V24H230V29L235 30V31L241 30L242 32H248V28H250V26L253 24L251 16H252V14L255 13V11L253 9L249 8V7H244V8H242L239 11ZM129 14L130 15L131 14H134V15H132L133 16L132 17ZM156 14H158V15H156ZM162 14H163L164 18L161 16ZM135 15H137V16H135ZM155 16H156V18H155ZM121 17H123L124 19L121 18ZM112 18L115 21H117V24L115 22L114 23L115 25H113V26H112V24H113L114 21H112L113 20ZM118 19H120V20L122 19L123 21H119ZM134 19H137V20L134 21ZM157 20H158V22H157ZM159 20H160L161 23H159ZM102 21H104V22H102ZM124 21L127 23L128 26L127 25H123L124 24L123 23ZM170 21H171V23L168 25V23ZM90 23H92V22H90ZM98 23H99V27L101 26V29H99ZM118 23H120V25L122 24V27L117 26V25H119ZM144 23H146V24L148 23V25L145 24L147 27H145ZM79 24L80 25L77 26L78 29L79 28H82L84 26V25L82 26V24L80 22H79ZM135 24L138 25L137 26V31L138 32L137 31L134 32V29H136V25ZM156 24H158V25L161 24V25L159 27ZM171 24H173V25L176 24L177 26L176 25L175 26H172ZM129 25L130 26L131 25H135L134 26V29H133V26L130 27ZM192 25H194V26H192ZM110 26L112 27V29H111ZM123 26H125V27H123ZM151 26L153 27V29H152ZM161 26H163V27H161ZM202 26L204 27V29H203ZM206 26H207V30L208 31L205 30L206 29ZM107 27H108V30L109 31L107 30ZM113 27H114V29H113ZM115 27H118V29H115ZM119 27H120V29H119ZM128 27H129V31H130L129 33H128V31L127 32L125 31V29L128 30ZM138 27H140L139 30H138ZM143 27H145V30H144L145 33L148 32V31L151 32V33H147L146 36L144 35L145 36L144 40H142L143 39L142 36H143V34H145V33H143ZM154 27H155V29H154ZM51 28H52V30H54L53 27H51ZM62 28L65 29V27H62ZM63 29H60V27H58L57 31H58V34L59 35L60 34L63 35V32H64ZM103 29L104 30H107L108 33L111 30H113V31H111V33H110L111 35H110V34L106 33L107 31H104ZM123 29H124L125 32H123ZM141 29H142V31H141ZM146 29H147V31H146ZM0 30H1L0 33H5L6 32L2 28ZM59 30L60 31L62 30V33ZM100 30H102L104 32V34H103V32H100ZM178 30H179V32H178ZM57 31H55V32H57ZM95 31H96V33L98 32L97 33L98 35L95 34ZM139 31H141V32H139ZM175 31H177V32H175ZM174 32H175V34H173ZM185 32H187V33H185ZM52 33H54V32H52ZM138 33H139V35H140V33H142L141 34L142 36H139V39L142 38L141 40H139V39L137 40V38L134 37L135 35H137V37H138ZM182 34L185 35V36H183ZM173 35L176 38H174ZM187 36H189L190 38H192V40L194 39V41H192L191 39H189V37H187ZM14 37L15 36H13V38ZM92 37H91V40H92L91 42L93 43ZM99 37H100V39H99ZM146 37H148L147 38L148 40L146 39ZM160 37L163 40V43L162 44L160 43V41L162 42V40L160 39ZM170 37H173V38H170ZM15 38L12 39V40H13V42L16 41V43H17L18 40H15ZM180 38H181L182 41L180 40ZM130 39L132 40L131 41L132 42L131 45H129ZM134 39H136V40L133 41ZM155 39H156V41H155ZM171 39H174V40H171ZM184 39L186 40V42H184L185 41ZM116 40L118 41L117 46L115 45L116 44L115 43ZM151 40H153V42H151ZM167 40H169V41H167ZM176 40H178V41L174 43V41H176ZM189 40H191L193 42L192 43L190 41L191 44H195V45L194 46L193 45L191 46ZM100 41H102V42H100ZM109 41H108V43H109ZM121 41H123L124 45L122 44ZM140 41H141V45H144V44L147 45V44H150V43L152 44V43L155 42L154 43V46H155L158 43L157 44V47H159L158 48L159 50L157 49L156 46H155V48H156L155 49L153 47V44L152 45L150 44L147 47L145 45H144L145 47L144 46H141L140 45ZM143 41L144 42L145 41L146 42L147 41H150V42L149 43L148 42L147 43L146 42L144 43ZM166 41H167V43H166ZM172 41H173V43H172ZM179 41H181L180 44H178ZM95 42L93 44H96L97 45V42L96 43ZM125 42H127L128 44L125 43ZM142 42H143V44H142ZM119 43H121V44H119ZM181 43L184 44L185 46L184 45H181ZM185 43H187V45ZM101 45H103L104 47L105 46H108V48L111 47V49L110 48L107 49L106 47L104 48ZM118 45H120V46H118ZM125 46H127V48H129V49L134 46L133 49H130L131 51H134V49H135L134 52H136L140 56V58L142 60L144 59V57L147 58V59L145 58L143 60L144 67H143L142 70H144V68H145V72H146L145 65H146L147 61H149L148 58H150L151 60H153L152 61L153 66H154L153 72L151 73V72H149L147 70L149 72V75L151 74L150 77L148 76V74L146 75V78L148 76L149 79H146L145 78V72L143 74L145 79L143 78L141 69L138 70V71H140V74H141L140 77L142 76V78L145 81L144 80L143 81L141 80L142 81L141 82L139 78H136V77H139L138 76L139 75V72L137 73L138 74L137 76H134L136 74L137 69H139L138 66H136V65L137 64L139 65L140 64L139 63L140 61L142 63V60L139 61L138 60L139 59L138 58V55L136 53H134V52L129 51V49H127ZM151 46L154 48V49L152 48L154 51L151 50ZM113 47L115 48V51H110V50H114ZM120 47H121V50L122 51L123 50H127V53H129V55L128 54L126 55L125 51H123L125 53V56H127L128 58L131 57L129 59L126 57V59L128 61L126 59H124L125 58L124 53H123V55L120 54L121 51L119 49L116 52V48H120ZM122 47H124L125 49L124 48L122 49ZM140 47L141 48L142 47L143 48H146L147 50L146 49L145 50H141ZM182 47L183 48L185 47V51H184V49ZM139 48H140V50H138ZM179 48L181 49V51L183 49V51L187 53V54H185L186 57H185L184 53H182L183 51L180 52V49ZM191 48H193V50ZM102 49L105 50V53H104V51H102ZM187 49H189V51ZM107 50H109L108 53L106 52ZM165 50H166V52H165ZM175 50H177V51H175ZM92 51H94V48L92 49ZM142 51H144V52H142ZM158 51H160V52H158ZM173 51H175L177 54L175 52L173 53ZM109 52H111V54H113V53H115V54L111 55V54H109ZM167 52H168V54H167ZM170 52H171V54H170ZM189 52H191V53H189ZM130 53L133 54V56L136 55L135 58L137 57L138 59L137 58L136 59L139 61V62H137V60H131V61H135L137 63V64H135V62H131L132 64H134V65H132V67H130L131 66V63L129 61H130V59H132L134 57ZM188 53L190 54V56H189ZM101 54H102V56H101ZM105 54H108V56L110 55V58L108 56H105ZM159 54L162 55V56H160ZM173 54L174 55H177L175 57L172 56V58L174 60H172V58L170 57ZM178 54L179 55L181 54L183 56L181 57V55L179 56ZM194 55L195 56H198V57H195ZM201 56H202V59H201ZM164 57H166L167 60L165 59L163 61ZM103 58H105V59H103ZM181 58H183L184 61L181 60ZM186 58H187V61H186ZM191 58H193V59H191ZM216 58H218V60ZM106 59H107V63H106ZM119 59H121V60H119ZM160 59H162V60H160ZM168 59H170V60L168 61ZM212 59H213V62L211 61ZM108 60H109V62H108ZM123 60L124 61L126 60L125 62H127V63L130 64L128 66H129V68H133V69H131L132 71L130 69H128V66H127V68H126V66H123V64L125 65V62H122ZM120 61H121V63H120ZM2 62H3V60H0V64ZM158 62H159V64H158ZM164 62H165V69H164V67H162V70H161L160 67L161 66H164ZM170 62H171V64H170ZM190 62H192L191 65H190ZM149 63L151 64V61H149L148 64ZM154 63H156V64L154 65ZM198 63H199V65H198ZM150 64L148 66H149L150 71H151V69L153 67H151L152 64L151 65ZM140 65L142 67V64H140ZM140 65H139V67H140ZM172 65L174 67L178 65V67H175L178 70L174 69V67ZM202 65H204V66H202ZM103 66L105 68H103ZM148 66H147V69H148ZM156 66H157V68L159 67L158 68V72L156 70ZM167 66H168V68H167ZM109 67L110 68H108V70L111 69V66H109ZM180 67H181V69H180ZM1 68H3V64H2V67ZM124 68H125V71L129 72L130 74H132L134 72L133 75H130L129 74V80H128V73L127 72H126L127 77L125 76V73H124L125 71H123ZM166 68H167V71H166ZM226 68H227V70H226ZM182 69H183V71H182ZM4 70H5V68H4ZM4 70L0 69V75H1L2 72L4 73V72L7 71L6 74L5 73L4 74L2 73L1 76L4 75L3 77H5L6 75H8V73L12 70V68L9 67L6 71H4ZM179 70H181V71H179ZM122 71H123V74L124 75L122 74ZM161 71L162 72H165V74L162 73V76L165 75L166 79L167 80L170 79V81H168L166 83V81L164 80L165 79L164 76H163V78H159V77H162L161 76ZM167 73H168L169 76L167 75ZM233 73H235V75H233ZM222 74H224V75H222ZM237 74H238V76H237ZM119 75L122 76V78L119 77ZM123 76L126 77V78H124ZM132 76H134V77L132 78ZM155 76H159V77H156L157 78L156 79ZM230 76H232V77H230ZM227 77H228V79H227ZM11 78L12 77H10V79ZM121 79H122V81H120ZM132 79H133V82L134 83H135L136 80H138V81H140L141 84H143V86L146 84L145 85L146 86L145 88L148 87V90L147 91H149V92H147L141 85H139V83L138 84L136 83V85H139V88L142 89V91H143L142 92V95H141V92H139L141 90L140 89L138 90V86H137V88H135V84L134 83L132 84V82H131ZM153 79H156L155 80V84L153 82H151ZM221 79H223L222 81H224V82H221ZM230 79H232V80H230ZM128 81L131 82V84L129 86L126 85L125 86V91H124V85L126 83L129 84ZM121 82H123V83H121ZM147 82H149V83H147ZM171 82H172V86L170 85ZM151 83L153 84V86H152ZM156 83H157V85H160L158 87L161 88V91H160L159 88H157ZM164 84L165 85L168 84V87L167 86H164ZM173 84H174V86H173ZM218 84H220V85H218ZM133 85H134V87H133ZM149 85H150V87H149ZM215 85H217V86H215ZM120 86L123 87V90L121 89ZM151 86L154 87V89L153 88L151 89ZM127 87H128V89H127ZM166 87H167V89H166ZM174 87H175V90L176 91H179V95H183V101H182V103L178 99L179 98V95H174L175 94L174 93V90H172V93H169V96L171 94H172V97L175 96L174 97V100L176 99L175 100V103H176V101L178 99L177 102H179V104H181L180 106H181V109L184 110V114H183V111L181 109H179V106H177V105H179L178 103H176L177 105L175 103H173V104H175V105H173L174 109H175V106L178 108L176 111L173 108H171L173 98L172 97L170 98L167 95H168V92H171V89L174 88ZM216 87H217V90H216ZM94 88H93V90H94ZM132 88H133V90H132ZM218 88H220V89L218 90ZM118 89H119V92H118ZM143 89L145 90V93H147V96H145V97L143 96V95H145ZM155 89H157V92H155ZM97 90L99 91V93H97ZM120 90H122V94L121 95H120V93H121ZM129 90H131L132 92L131 91L129 92ZM152 90H154V94L156 93L155 95L153 94ZM116 91H117V93H116ZM158 91L160 92L159 95H157V93H159ZM162 91H163V93H162ZM187 92L189 94H187ZM218 92L220 93V95L218 94ZM113 93H114V95H113ZM98 94H100L99 97H98ZM101 94H103V95H101ZM134 94L137 97L136 99L133 98L134 97ZM136 94H138V96ZM263 94H264V91H263ZM156 95L158 96V98H156ZM188 95H189V98H186V96L188 97ZM192 95H195L196 97L195 96H192ZM100 96L102 98V101H101ZM161 96L162 97L165 96V99L163 98L165 100V102H167V100H170L171 99V103H169V105H168V103H165V105H164L163 101H161L163 99L161 98V100H160V97ZM176 96H178V98ZM166 97H169V98L166 99ZM217 97H218V99H217ZM103 98H104V100H103ZM117 98H118V101H117ZM111 99H112V102H111ZM156 99L157 100L159 99L160 101L157 102ZM119 100H120V102H119ZM140 100H141V102H140ZM174 100H173V102H174ZM115 101H116V103H115ZM106 104H108V105L106 106ZM119 104H121V106H122L121 108H120V105ZM123 104H124V107H123ZM133 104H134V106L131 107V105H133ZM109 105L112 108H110ZM129 105H130V107H129ZM163 105L165 107H167V105H168V107L170 106L171 109L170 110H169V108L164 109L165 107ZM160 106H161V109H159ZM125 107L126 108L128 107V110ZM135 107H136V109H135L136 112L134 111V108ZM183 107H184V109H183ZM228 108L231 111H229ZM28 109H29L28 111L34 112V109L35 108H28ZM137 109L138 110L140 109L139 112H142L143 110H144V112H142L141 114H139V112H138ZM172 109H173V111H172ZM118 110H119V112H118ZM130 110H133V111L131 112ZM163 110H167V111H164L163 112ZM179 110L182 113L179 112V114L176 115V118H175V114H177ZM110 111H111V113H110ZM127 111H128V113H127ZM170 111H171V113H170ZM113 112H114L115 115L112 114ZM129 112H130V114H129ZM161 112H163V113L161 114ZM167 112H168V116H166L167 115ZM86 115H85V117H86ZM120 115H122V116H120ZM150 115H151V117H150ZM158 115L161 116V117L159 118ZM171 115H174V117L173 116L170 117ZM233 115H234L235 118L237 116V118H236L237 121H235V120L233 121L232 120L231 117ZM119 116L121 118H119ZM139 116H140V118H139ZM181 116L184 117L183 119L186 120L185 122H187L191 126V129H190V130H192L191 131V134H190V130H189V132L186 131V133H185V130H184L183 125L180 124L181 123L180 120L182 118ZM89 117H91V119L93 118L95 121L94 120H90ZM130 117L132 119L138 118L140 121L138 119H137L138 121H135V119H134V121L137 124L138 123L140 124V122H141V124L138 125V131H136V133H134V132H135V130H137V129H135V128H137V125L135 124V122H133V125L135 124L134 125L135 128H134L133 125H132V123L131 124L129 123V120H131L130 122L133 121L132 119H130ZM155 117H156V119H154ZM166 117H167V119H166ZM178 117H179L180 120L178 119ZM127 118L129 120H127ZM161 118H162V120H161ZM87 119H88V121H87ZM96 121H97V123L95 124ZM127 121H128V123H127ZM205 121H206V123L204 124V127H206V129H207V126H210V125L213 124L212 126L208 127L207 130H205V128L202 127L203 130L208 131L209 134H207L205 131H202V128H200L201 127V123L203 124ZM218 121H219V123H221L220 126L223 123L224 125H222V126H224V127H225V122L230 123V125L228 124L226 127L231 126V125L234 124L232 127H230L232 129V131H230V134H228V132H229L228 129H230V128L229 127L228 128H226V127L225 128L224 127H220L219 128ZM216 122L218 123L217 126L215 125ZM142 123H143V127H141V128H142L143 132L142 131H139V127L142 126ZM120 125H123V126H121V128H119ZM152 125H153V127H155V129H153ZM93 126H94V128H93ZM97 126H98L99 129L97 128ZM166 126H167V128H166ZM213 126L219 128V130L222 133V136L225 135L224 133H227L225 135V138L224 137L222 138L220 136L221 135L220 131H219V133H220V135H219L217 129H215L216 131H214V128L215 127H213ZM116 127L118 128L117 130H116ZM144 127H145V129H147V130H145V132H144ZM211 127H213V128H211ZM141 128H140V130H141ZM199 128L201 129L200 132H203L204 134L206 133L205 135L203 134L204 135V138L206 137V142L203 140L204 138H203L202 133H199ZM95 129L96 130L98 129V131H96L97 132V136L94 137V140L95 141L97 140V142L99 141L100 144H99V142L97 143V142H95V141L92 140V137L96 133L94 131ZM148 129H150V132L152 131V129L154 130V132L153 131L151 132L153 135H155L157 133V130H160L156 134L158 136L157 137L158 139H156V137L150 135L151 133L149 134ZM223 129L226 130V131L224 132ZM118 130L120 131V133H119L118 139L116 141L117 134H118ZM129 130H130V133H128ZM124 131H125V133H124ZM212 131H214V132H212ZM131 132H133V133H131ZM139 132H141V135L142 136L139 135ZM161 132H162V136L164 135V137H161L160 138ZM182 132H184L185 134L188 133L187 136H186L187 138L185 137V134H183ZM192 132L194 133V135H196V134L198 135L199 134V137H201V138H199L197 136L198 141H199L198 143L199 144H202L201 143V140L204 142L202 146L205 147V148L204 147L203 148L205 149V152L207 154L206 156H207V158L209 157L208 160H210V158H212V161H213V169H216L217 168V170H213L214 176L216 175V179L214 177V179H215L216 182H215L214 190H213V193H212L213 194V197H212V194H211L210 195L211 198L210 199H209V197L207 198V199H209L208 201L205 199V201L203 202V205H202L203 207H200L199 210L197 209V212H200V213L194 212L195 214H193V217L194 218H196L198 216L197 214H200L197 217L198 218V221L200 220L199 221V225H197L198 223H195L194 230L196 228V230L198 229L201 232L198 231V230L197 231L195 230V232L192 231L193 232L192 233L193 236L191 235L192 238L190 236L191 240L189 241V239H190L189 238L188 241H187V243L185 242L184 243L185 245L183 244V246L181 247L180 246V243H182V240L183 239H182V236H181V231L179 233L178 229L181 228L179 226L180 225L179 220L181 218V215L180 214H181V210H182V206H183V197H184L183 195L185 194V187H187V185L193 180V178H190V177L191 176H194V171L196 169V165H195L196 164V154L199 152V150L197 149V148H199V145L196 142L192 141V139H191V137L193 135ZM210 132H212V134L214 133L213 134V137H211V138H210V136H212V134ZM121 133H123V134H121ZM145 133L149 134V136L147 134H145ZM165 133H166V135H165ZM168 133H169V135H168ZM98 134H100V137L101 138L96 139L97 137H99ZM182 134H183V136H182ZM232 134H235V135L233 136ZM115 135H116V138H114ZM125 135H127V136H125ZM135 135H137L136 138H137V141L138 142L137 141H134V140H136ZM145 135H147V139H149V141L150 140H152V141L149 142L147 139H145L146 138ZM217 135H218V139L221 140V138H222L223 140L224 139H226V140L225 141L222 140L221 142H219L220 140H218L217 137H215ZM230 136H232V139L233 140L230 138ZM83 137L84 138L85 137L86 138L88 137V139L87 140L86 139L84 140ZM228 137H229V139H231L232 142H230L229 139L227 141V138ZM234 137L235 138H238V140L235 141ZM138 138L140 140H138ZM122 139L123 140L125 139L124 142H123ZM131 139H132V141H131ZM187 139H188V141H187ZM190 139H191V141H190ZM211 139H213V140H211ZM215 139H217L218 142L216 141V143H213L215 141ZM88 140H89V142H86ZM118 140H120L121 143ZM163 140H164V142H163ZM82 141L85 142V143H82ZM233 141H235V142H233ZM90 142H92V143H90ZM101 142L103 143L104 147H103V145H101L102 144ZM112 142L114 143V148L112 147V145H113ZM167 142H168V146L166 145ZM176 142H179V143L182 142V144L184 146V148H183V154L182 155L175 156L174 153H173ZM222 142L224 143V146H223ZM236 142H237V144H239L238 145L239 147L237 146ZM105 143H106V145H105ZM130 143H131V145H130ZM92 144H94L96 146V147L95 146L94 147L97 150H99V151H97L96 149H92ZM137 144H140V146H142V144H143L142 148L139 145H137ZM211 144L212 145L213 144L214 145L216 144V145L215 146H212ZM149 145H152L157 150V152L164 154L165 157L175 158L174 162L172 161L173 162L172 164H167V170H166V172H164L163 174H161L155 180L154 183H152V182L149 183L148 186L144 188V191H142V194L140 195V197H135L136 200L138 201V203L135 201V198H133L132 196L130 197V195L129 196L127 195V198L123 197V195L125 193L124 190L123 191L120 190L121 192L118 191L119 194L118 193L115 194L117 191L116 192H113L112 190H110L108 188L107 181L105 179V174H107L106 177H108L107 170H109V168L106 167V166L104 168V163L108 161V160L105 161L106 160L105 158H110V156H118V157H122V158L123 157L128 158L130 156L128 158V160H133V157L135 155L137 156L138 154H140L141 151H142V149L144 147H146V146H149ZM229 145L231 146V148L232 147L233 148H236L238 151L235 150V149H231L230 150ZM88 146L91 149V150L89 149L90 151L87 149ZM128 146H129L130 150H129ZM131 146L133 147V150H132V147ZM134 146H136V147H134ZM137 146H139V147H137ZM206 146H207V149L210 148L211 150L209 149L208 152H207L206 151L207 150L206 149ZM210 146H212V147H210ZM110 147H111V152H110ZM193 147H194V149H193ZM104 148H105L106 151L104 150ZM126 148H127V150H126ZM85 149L87 150V152H85L86 151ZM107 149H109V151H107ZM122 149H124V150H122ZM223 149H224L225 152H223ZM191 150H194V152H193V156H194L193 157V160L194 161H192V152H191ZM217 150H218V152H221L222 151L221 154L219 153L220 158L218 157ZM229 150H230V153L232 151V156L230 155ZM92 151H94V153ZM233 151L234 152H239V155H238V153H234L233 154ZM88 152H90L89 153V156L91 155L90 158L87 155ZM100 152L102 154V157H101V154H100V156L98 154ZM126 152H128L127 155H126ZM96 153L98 154L97 157H96ZM118 153L120 155H118ZM190 153H191V156H190ZM105 154H106V156H105ZM227 154H229L231 157H233L234 155H236L238 158L236 157L235 158L236 160H234L233 159L234 157L233 158L230 157L231 160H233V161H229V156ZM93 155H94V157H93ZM131 156H132V158H131ZM221 156H223V161H225L224 162V165L225 166H222L223 162L221 163V161H220L221 164L218 163L217 166H216L215 163H214V161L215 160L217 161V159L214 160V158H218V160H220L221 159ZM100 157H101V159L103 158L105 160L102 159V161H101L100 160ZM188 158L191 159V160H189ZM88 159H89V161H91L90 163H92L91 167H90V165L87 162ZM94 159H95V163H94ZM187 160H188V163H187ZM189 161H190V163H189ZM101 162L103 163L102 164L103 165L102 168L100 166L101 165ZM191 162L193 163L192 164L193 165L192 168L190 167ZM226 162L228 163V166H227V163ZM93 163H94V165H93ZM183 164H184V167H183ZM188 164H189V167L190 168L188 166H186ZM257 166H259V167H257ZM186 168H188L189 170L187 171ZM184 169L186 170V172H184L185 171ZM218 169H219L220 172L218 171ZM101 170H102V172H101ZM191 172H192V174H191ZM185 173H186V176H185ZM188 175H190V176H188ZM108 178L110 180L111 179V176L109 175ZM187 178H189V179L187 180ZM256 178H257V180H256ZM93 181H94V183H93ZM187 181H188V183H187ZM100 183L103 184V186ZM84 184H85V186H87V188L84 186ZM93 184L94 185L95 184L98 185V187H97L98 189L96 188L97 191H98V193L100 191H103V193H104V190H105L106 191L105 193L107 194L108 199L110 198V201L108 199H106L107 196L105 197V193L103 194L102 192H100L99 194H97V192H96V190L94 188V187H96V185L94 186ZM28 187L26 189H24V191H30L31 190L30 188H32V190L34 189V190L38 191V188L35 185H28ZM100 187L103 188V190ZM53 188H54V191H53ZM53 188H49L48 187V188L41 189V191H42L41 196L42 197H41V200H37L36 201L39 204H37V203L36 204H37V206H39V205H42L43 206V202H44V204H46V205H44V207H46V209H47L48 208L47 206H49V208H48L49 211L48 210H45V209L42 211V207L41 208H40V206L37 207L38 208V211H39V213H38V211L36 212L37 217H39L38 218V221L34 219V218L37 219V217H36V215L34 213H32V212H35V208H34L33 210L29 211V214L31 212V215L30 216H29V214L28 215H21V217L20 216L19 217L17 216L15 219L14 218L10 219V217L9 218L6 217L5 218L6 221L3 220V222L0 223V242L6 241V240L8 242V240H9V242L7 243V245H5L6 247L3 246V245H1L3 243L0 244V247H1L0 248V253H1L0 254V264H29V263L30 264H33V263L34 264H39V263L40 264H53V263L54 264H61L62 261H64L63 264H66V260H65L66 259V255H68L67 256L68 262L70 261V263H67V264H71V263L72 264H75V262H76V264H82V263H80L81 262V260H80L81 247L79 248V244H78V241L80 243V240H78L77 238H74V237L70 236V238H72V239H70V241L75 242L74 243L75 245L72 246L73 244L71 242L69 243V238H68L69 236L68 237L66 236V235H70V234H67L66 233V235H65V233L63 231H61L59 228H57L55 226L56 225L55 223H53V222L50 223V221H52V218H53L52 217V214H53V210H52L53 207H52V205L54 204L55 206L58 207V205L60 204V207H61V203L63 202V201H61V198L64 199L65 197H69L70 195H73L74 194V190L70 186L69 187H60V188H58V190L55 187H53ZM107 189L110 190V194H109V191ZM150 189L153 190V194H151V192L149 191ZM157 189H159L161 191H165V192L167 191L169 193L173 191L171 199L165 200L163 198V196L156 195L155 192H154V190H157ZM93 190H94V192H93ZM112 192H113V194L116 195L117 199H119V200L116 199L115 195L112 197V195H113ZM48 193L50 194V199H48V196H49ZM63 194H64V196H63ZM58 196H60L61 198L59 197V199H57ZM99 196H100V198H99ZM102 196H103V199L101 198ZM118 196H120V197H118ZM112 198L113 199H116L117 201H120L121 198H122V200H121V202H117L116 200L114 202ZM46 199H48V200H46ZM45 200H46V202H45ZM51 200H53V201L51 202ZM102 200H104V201H102ZM49 201L51 202L52 205L49 203ZM107 201H109L112 206H110L109 202L107 203ZM134 201H135V204H134ZM180 201H181V203H180ZM3 202H5V201H3ZM97 202H94V203H95V206L98 207L99 206L98 205L99 203H97ZM105 202L107 204H105ZM6 203L7 202H5V205L7 206L6 209H9V205H7ZM48 203H49V205H48ZM120 203H122V205ZM206 203H207L208 207L211 204V207L208 208L209 211L206 210L207 209V207L205 205ZM8 204H11V203L8 202ZM213 204L216 207V209L215 208L211 209L213 207ZM108 205L112 208L111 211L113 213L110 210H107V206ZM179 205L181 207L180 211L177 210V209H179ZM12 206L13 205H11L10 208H12ZM15 206L18 208L17 205H15ZM55 206H54V208H55ZM84 206L87 209L88 204L87 205L85 204ZM204 206L206 208H204ZM101 207L99 208L100 210H102ZM110 207H108V209H110ZM121 207H122V210H121ZM88 208H89V206H88ZM123 208H125L124 213L122 212L123 211ZM50 209H51V211H50ZM204 209H205L206 213H205ZM202 210L204 211L203 214H201L202 213ZM116 212H117V214H116ZM172 213H173V215H172ZM123 214L125 216L122 217ZM174 214L175 215L178 214L179 216L178 215L174 216ZM194 215H196V216H194ZM33 216H35V217H33ZM41 216H42L41 222H39ZM43 217L45 219L49 217L51 220L49 221L48 220L49 218H48L47 219V222L48 223H47V222H45V219ZM31 218H32V220H31ZM138 218H139V220H138ZM197 218H196V220H197ZM9 219L11 221L12 220L13 221L12 222H8ZM42 219H44V223H43ZM211 220L212 221L215 220V222H212ZM201 221L203 223H201V225H200V222ZM6 222H8V224ZM162 222H164V223H162ZM171 222H172V224H171ZM217 222L219 224L221 223L220 226L218 224V226H219L218 229H217ZM122 223H124L125 225L122 224ZM177 223H179V224H177ZM143 225H144L143 228H147V229L144 230L142 228ZM170 225H171L172 228H175V227H173L175 225L176 226V230L175 229H169ZM15 226H16V229H12ZM20 226H22V227H20ZM53 226H55L56 229ZM118 226H119V228H118ZM122 226L123 227L125 226V228H123ZM130 226L132 227V229H131ZM136 226H138V227L136 228ZM212 226H213V228H212ZM1 227H2V230H1ZM10 227H11V229H9ZM26 227H27V229H25ZM139 228H142V232L139 230ZM118 229L120 231L122 229L124 231H125V229H126V231L129 230L127 232L129 234L125 233L123 230H122V232H120ZM133 229L135 230L134 232H133ZM130 230H132V231H130ZM5 231L8 233V234L6 233L7 235L5 234ZM9 231H10V234H9ZM118 231L120 232V234H119ZM144 231L146 232V234H145ZM147 231H148V233H147ZM24 232H25V234H24ZM50 232H51V234H50ZM56 232L58 234H60V235L57 234L55 236L54 234ZM199 232H200V234H199ZM123 233H124V236L122 237ZM152 233H153V235H152ZM13 234H14V236H13ZM28 234H29V236H28ZM30 234H31V236H30ZM131 234H134V237H136V238H134V237L132 238L133 235H131ZM170 235H171V237H173V240H171L172 238H170ZM5 236H6V238H5L6 240L4 239ZM21 236H22V239L20 241L19 239H20ZM25 236H26V238H25ZM145 236H148V243H147V239L145 238ZM1 237H2V240H1ZM143 237H144V239H146V241L143 239ZM154 237H157L158 240H156V238L154 239ZM13 238H14V240H13ZM23 238H25V239H23ZM56 238H58L57 239L58 243H56L57 242L56 241ZM59 238L61 240H62V238H63V240L65 239L64 240V246H66V242L68 241L67 242L68 249H67V247H64L63 246V242H61V244H62V247H61V244L59 243L60 242V239ZM130 238L133 241L132 248L128 246V244L130 245V243L132 242V241H130ZM138 238H141L142 240L139 239L140 240L139 241ZM151 238H152V240H154L153 241L154 244L151 242L152 241ZM177 239H179V240L177 241ZM27 240H28L29 243H27ZM123 240L125 241V243L123 242ZM170 240L172 242L171 244H170ZM19 241H20V243H18ZM48 241H50L53 244L51 245ZM128 241L130 243H128ZM135 241H137V243ZM155 241H156V244L158 243L156 245L157 248L158 247L159 248L156 249V251L154 253L153 252H149L152 248L153 249L156 248L155 246L154 247L152 246V245H155ZM167 241H168V244H166ZM30 243H31V245H30ZM141 243H142V245H141ZM150 243H152V245ZM173 243H176V245H178L177 247H179L178 248L179 253L176 250L175 244H174V247H173L174 250L173 249H170L169 246H171ZM4 244H6V243L4 242ZM55 244H57V246ZM163 244H166V245H163ZM45 245H46V248H45ZM49 245L51 246V248L49 247ZM145 245L147 246V248L150 245L151 248H150L149 251H148V249H146V246ZM71 246H72V248H71ZM80 246H81V244H80ZM125 246H126V248H123ZM186 246H187V248H186ZM29 247L32 248V250ZM42 247H43L44 251H43ZM160 247L161 248L162 247L163 248L165 247L164 248L165 250L162 248V252H161V248ZM183 247H185V249L188 250V251L186 252L185 249H183ZM1 249L3 251L6 249L3 252V254H2V250ZM19 249H20V251H19ZM41 249H42V251H41ZM128 249H130V250H128ZM169 249H170V252L171 253H169ZM182 249H183L184 253L186 252V256L185 255H182V253H181ZM61 250L63 251L62 253H61ZM144 250L145 251H148L149 253L146 254V252H144ZM175 250H176V253H177L176 254V257L173 256V255L170 257V254H172V252H174ZM52 251H54V252H52ZM75 251H76V253H75ZM134 252H135V255H134ZM159 252H160V254H159ZM63 253H64V255H63ZM129 253L131 254V257H130L131 260L129 258V256H130ZM151 253H152V256L155 255L156 253H158L162 257L161 258L159 255H157V256L155 255L158 258V260H159V262H158L157 261V258H156V261L158 263H156L153 260L154 257L151 258V261H150L149 258H150ZM194 253L196 254V256L194 255ZM225 253L227 254L226 255L227 258L225 257ZM28 254H29V256H28ZM41 254L43 255V257H42ZM127 254H128V258L129 259L126 256ZM145 254L147 256H145ZM161 254L164 255V256H162ZM180 254L182 255V258L180 256ZM33 255L35 257H33ZM189 255H190V257H188ZM192 255H194V256H192ZM221 255H222V257H221ZM132 256H133L134 259L132 258ZM184 256H185L186 259L185 258L183 259ZM164 257H166V259ZM21 258H22V261L23 262L22 261L20 262V259ZM136 258L137 259H140L139 262L137 261V263H135V261L137 260ZM183 260L185 261V263H183ZM167 263L170 264V261H168V260L165 261V264H167Z\"/></svg>", "mask_w": 264, "mask_h": 264}]
</instances>
